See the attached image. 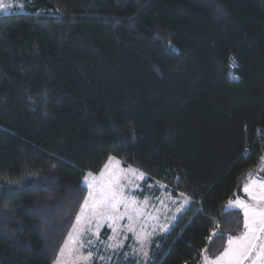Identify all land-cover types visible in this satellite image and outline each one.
<instances>
[{
  "label": "trees",
  "instance_id": "1",
  "mask_svg": "<svg viewBox=\"0 0 264 264\" xmlns=\"http://www.w3.org/2000/svg\"><path fill=\"white\" fill-rule=\"evenodd\" d=\"M24 7L0 14V264H51L110 156L189 198L151 264L220 255L264 154V0Z\"/></svg>",
  "mask_w": 264,
  "mask_h": 264
},
{
  "label": "rangeland",
  "instance_id": "2",
  "mask_svg": "<svg viewBox=\"0 0 264 264\" xmlns=\"http://www.w3.org/2000/svg\"><path fill=\"white\" fill-rule=\"evenodd\" d=\"M25 2L26 0H0V3L7 5L6 9L0 10V14L24 13L26 12ZM110 157L115 159L111 161L107 170H105L104 165L109 163V158L98 173L91 172L93 175L87 179L85 177L89 172L85 173L82 183L87 189L86 195L51 264H55L56 258L59 256V249L67 240L68 233L72 231L73 225L76 224V216L80 214V208L85 198H89V192L91 191L95 197H99L116 176L120 178L116 187L123 189V195L127 201V206L123 203L118 206L119 214L123 216V219L116 220L115 225H113L112 220H105L103 217L94 218L92 233L89 234L92 235L93 239L91 250L94 255L88 264H151L153 256L160 246L161 238L180 218L181 214L187 210L189 203L184 204V198L179 194L173 195L163 183L150 180L144 174L141 177L140 173L142 172L137 168L124 165L115 156ZM114 170L115 176L113 175ZM102 172L103 175H101ZM128 181H131V183H128ZM261 182H264V160L262 159L258 169L250 172L245 178L239 191L230 200L233 201V204L229 206L228 202L227 208L240 210L243 217L244 209L235 204L236 200L244 201L245 204L256 211L264 208V200L259 199L260 190L258 185ZM245 185L249 187L251 194L244 191ZM89 215V210H86L85 219ZM129 215L133 216L132 223L136 227L137 233L141 232V225L144 226L147 232L151 233L149 239L143 245V252L140 251L141 244L138 242L136 234L127 231ZM83 224L84 221L77 227L80 228ZM113 226L116 228L115 233L113 232ZM258 235L264 236V233H258ZM109 244L119 246L107 247L106 245ZM82 251L85 255L87 254V248ZM144 252H147L146 256ZM100 257H103V259ZM61 260H63V257H61ZM201 264H204L203 260ZM244 264H250V261L245 260Z\"/></svg>",
  "mask_w": 264,
  "mask_h": 264
},
{
  "label": "snow or ice",
  "instance_id": "3",
  "mask_svg": "<svg viewBox=\"0 0 264 264\" xmlns=\"http://www.w3.org/2000/svg\"><path fill=\"white\" fill-rule=\"evenodd\" d=\"M6 7L7 5L0 3V10L6 9ZM114 159V157H109V163L104 165L105 170L109 168L111 161ZM261 159L264 160V156ZM92 175L89 172L85 179ZM101 175H103V172ZM113 175L115 176V170ZM140 176L142 177L143 173H140ZM119 179L116 176L99 197H95L93 192H89V198H85L80 208V214L76 216V224L73 225L72 231L68 233L67 240L64 241V245L59 249V256L56 258L55 264H88L94 255L91 250L93 239L92 235H89L92 233L94 218L103 217L105 220H112L113 225H115L116 220L123 219V216L119 214L118 206L122 203L127 206V201L123 195V189L116 187ZM128 183H131V181H128ZM258 187L260 190L259 199L264 200V182L259 183ZM244 191L251 194L247 185H245ZM179 195L184 198V204L189 203V198L184 193H180ZM232 204L233 201H229V206ZM235 204L244 209L245 231L239 236L228 235L226 237L227 247L224 248L223 252L215 258H209L207 255H204V264H244L245 260H249L250 264H264V236L258 235V233H264V208L256 211L242 200H236ZM86 210H89L90 213L87 219L84 216ZM173 218L175 219V217ZM128 220L127 231L136 234L137 240L141 244L140 251L143 252V245L149 239L151 233L147 232L142 225L140 226L141 232L137 233L136 227L132 223L133 216L129 215ZM82 221H84V224L78 228L77 226L81 225ZM113 232H116L114 226ZM212 235L214 238H225L220 233H213ZM106 246L118 247L119 245L109 244ZM86 248L87 254L85 255L82 250ZM203 251L206 252L207 250ZM144 255L146 256L147 252H144ZM61 257H63V260H61ZM100 258L103 259V257Z\"/></svg>",
  "mask_w": 264,
  "mask_h": 264
},
{
  "label": "built area",
  "instance_id": "4",
  "mask_svg": "<svg viewBox=\"0 0 264 264\" xmlns=\"http://www.w3.org/2000/svg\"><path fill=\"white\" fill-rule=\"evenodd\" d=\"M237 66L236 61L233 58H230L229 60V69L227 71V75L230 79H237V75L234 73V69ZM258 135V133H257ZM261 137L264 140V134H261Z\"/></svg>",
  "mask_w": 264,
  "mask_h": 264
}]
</instances>
